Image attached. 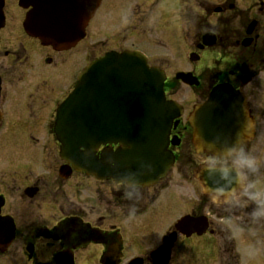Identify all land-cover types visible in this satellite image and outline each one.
<instances>
[{
  "label": "flooded vegetation",
  "instance_id": "flooded-vegetation-1",
  "mask_svg": "<svg viewBox=\"0 0 264 264\" xmlns=\"http://www.w3.org/2000/svg\"><path fill=\"white\" fill-rule=\"evenodd\" d=\"M27 11L18 0H2L0 264H264L247 248L264 221V0H100L83 37L68 49L25 32ZM169 51L180 63L194 53L193 64L214 51L215 84L242 94L251 119L252 133L239 148L217 159L194 151L187 118L212 86L191 72L199 86L190 88L186 105L178 102L182 111L167 139L173 165L155 183L98 177L62 160L56 113L79 72L89 66L100 79L95 62L137 52L163 72L165 100L176 101L168 60L158 54ZM107 86L94 107L119 112L125 101L118 89L126 84ZM100 116L97 128H108ZM117 147L101 143L96 157ZM173 171L190 191L183 208L169 187L179 184ZM211 175L229 187L211 189Z\"/></svg>",
  "mask_w": 264,
  "mask_h": 264
},
{
  "label": "water",
  "instance_id": "water-1",
  "mask_svg": "<svg viewBox=\"0 0 264 264\" xmlns=\"http://www.w3.org/2000/svg\"><path fill=\"white\" fill-rule=\"evenodd\" d=\"M97 1L19 0L22 8L31 7L23 27L41 43L66 49L82 37L85 22ZM137 58L134 53L106 56L93 66L102 72L100 79L95 74L92 77L91 68H84L74 90L60 105L54 133L61 144V158L75 170L98 177H113L131 185H151L172 165V155L167 151V134L181 108L164 100L160 73L144 64H137V71H134V66L128 62ZM190 59L195 61L197 57L191 55ZM124 71L125 79L120 77ZM176 79L189 86L198 84L188 73H179ZM108 83L126 84L125 88L118 89L120 98L125 101L119 114L115 110L99 112L94 107L101 93L110 91ZM100 115L109 124L108 128H97L96 118ZM188 121L195 151L216 159L233 153L244 141V136L251 133L243 97L228 85L213 87L207 99L193 108ZM105 142L118 143L120 147L114 152L103 150L97 159L95 151ZM209 179L211 189L229 187L224 182L217 183L215 175ZM186 220L181 219L176 227L180 229Z\"/></svg>",
  "mask_w": 264,
  "mask_h": 264
},
{
  "label": "rangeland",
  "instance_id": "rangeland-1",
  "mask_svg": "<svg viewBox=\"0 0 264 264\" xmlns=\"http://www.w3.org/2000/svg\"><path fill=\"white\" fill-rule=\"evenodd\" d=\"M237 21H238V18L232 21V23L235 24L237 23ZM213 53L211 52L208 56L204 57L203 60L198 62L197 64L191 65L187 60L180 63L177 57L176 51L158 52L161 58H166L168 60L169 65L165 66L164 69L167 70V73H170L171 75H173L171 79V82L173 83V88L170 94H172V97L174 100H176L179 103H184L186 105L187 102L193 98L192 93L190 92V89L186 88L185 86H183L182 84L174 80V75L177 72L189 71V72H194L195 74H200V73L204 74L203 86L206 88L215 84L214 77L217 74V64H214V61L212 59L214 57ZM8 145H13V144H8ZM7 149H10V148L9 147L5 148L6 151H9ZM190 154H193V152L190 151ZM7 156L8 155L3 154V158H6ZM174 172L175 171H173V173L171 174V176L173 177V181H178L179 184L178 185L170 184L169 187L171 188V191L173 192V196L175 197L174 202H176L177 204L181 206V208H183L184 202L190 197V194H189L190 191L187 190L186 188L184 189L181 188V186H184V184L180 183L179 179L174 178L175 177ZM257 176H259V174H257ZM181 208L176 207L175 212H177V210ZM174 216L176 217V215ZM263 245H264V221L258 224V226L256 225L253 228L251 238L247 242L248 250L251 252L257 253L260 257V260L264 262V258L262 257L264 253ZM259 251H262V253H260ZM255 264H261V262L260 261L257 262L255 260Z\"/></svg>",
  "mask_w": 264,
  "mask_h": 264
},
{
  "label": "clouds",
  "instance_id": "clouds-1",
  "mask_svg": "<svg viewBox=\"0 0 264 264\" xmlns=\"http://www.w3.org/2000/svg\"><path fill=\"white\" fill-rule=\"evenodd\" d=\"M247 163L251 164V163H252V161H247Z\"/></svg>",
  "mask_w": 264,
  "mask_h": 264
}]
</instances>
